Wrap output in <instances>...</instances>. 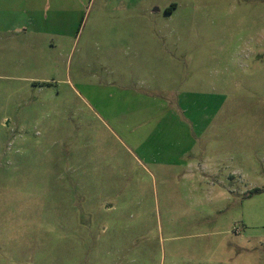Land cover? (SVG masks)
Here are the masks:
<instances>
[{"label":"rangeland","instance_id":"rangeland-1","mask_svg":"<svg viewBox=\"0 0 264 264\" xmlns=\"http://www.w3.org/2000/svg\"><path fill=\"white\" fill-rule=\"evenodd\" d=\"M38 1L0 28V264H264V0Z\"/></svg>","mask_w":264,"mask_h":264},{"label":"crops","instance_id":"crops-1","mask_svg":"<svg viewBox=\"0 0 264 264\" xmlns=\"http://www.w3.org/2000/svg\"><path fill=\"white\" fill-rule=\"evenodd\" d=\"M15 7L16 8H12L11 10H5L2 4L0 3V12H3V13L9 12L13 15V18H11L9 22H7L8 24L6 26L0 23V28L21 29L26 26H39L40 25L39 15H40V12H42V10H46L47 14L50 13V10L55 11V8H41L40 2L38 0H29V1L25 0L24 4H22L21 6H19L18 4ZM175 8H176V5L171 4L169 7H165L163 11L165 14H171ZM47 14L43 17L44 18L43 23L50 24L51 21L47 19L48 17ZM140 104L142 103L140 102ZM181 105H184V104H181ZM175 107L180 109V105L178 104H175ZM189 118L190 117H187L184 119L186 121L191 122Z\"/></svg>","mask_w":264,"mask_h":264}]
</instances>
